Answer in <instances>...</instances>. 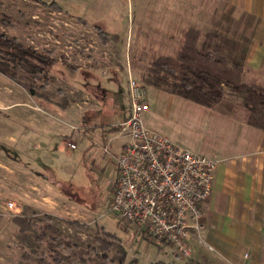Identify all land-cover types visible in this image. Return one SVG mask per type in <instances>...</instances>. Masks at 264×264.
Here are the masks:
<instances>
[{
  "label": "rangeland",
  "instance_id": "obj_1",
  "mask_svg": "<svg viewBox=\"0 0 264 264\" xmlns=\"http://www.w3.org/2000/svg\"><path fill=\"white\" fill-rule=\"evenodd\" d=\"M43 1L54 3L61 11L31 0H1L0 3V12L14 20L12 28L0 26V30L40 53L52 51L57 63L46 88L40 89L41 82L37 83L38 96H32L23 85L11 82L0 74V264H19L23 261L24 251L17 246L18 228L13 220L28 212L36 214L33 218L41 226L47 215L45 208L21 207L20 160L44 173L43 163H47L54 178L61 184L58 195L74 200L85 211L70 209L72 214H61L62 218L50 215L56 219L54 225L70 240L85 247L98 248L97 239L106 237L105 234L111 235L123 242L128 263L136 260L138 264H156L165 257L162 251L170 249L155 245L122 223L116 214L109 212L118 178V157L126 142L116 127L125 120L130 110L127 92L130 78L147 89L150 110L144 114L146 125L190 151L222 160L232 153V140L236 138L235 123L221 116L220 112L154 90L143 82L150 64L158 56H165V52L144 54L139 67L132 64L128 53L120 57L114 52L119 44L126 46L133 43L137 46L141 31L159 32V18L165 19L157 11L162 7L158 4L160 0ZM194 8L189 6L188 27L199 26L192 17L196 11ZM203 16L202 25L207 36L200 47L209 50L214 48L210 6H204ZM96 29L110 37L117 36V41L113 40L106 49ZM149 41L145 39L144 44ZM222 41L225 43V40ZM121 62L125 64L127 78L121 74L120 79H105V76L111 75V70L122 71ZM91 64L103 68L94 71L90 69ZM21 80L26 82L23 77ZM252 81L259 83L262 78L251 74L247 82ZM231 94L232 91L226 89V101L233 104ZM64 99L69 104L67 108L62 106ZM40 104L47 110L69 109L72 114L80 115V120L69 124L71 132L79 133L83 125L92 127L95 132L83 144L81 134L77 133L80 136L75 138L78 149H70L68 142L71 138L49 135L41 130L36 116L32 114ZM71 126L79 130L74 131ZM245 128L247 131V126ZM80 226H86V229ZM61 252L71 257L72 264H97L82 262L70 251ZM27 253L30 258H36L31 250ZM90 257L85 255L87 259ZM192 257L183 260L182 264Z\"/></svg>",
  "mask_w": 264,
  "mask_h": 264
},
{
  "label": "crops",
  "instance_id": "obj_2",
  "mask_svg": "<svg viewBox=\"0 0 264 264\" xmlns=\"http://www.w3.org/2000/svg\"><path fill=\"white\" fill-rule=\"evenodd\" d=\"M158 4L162 7L157 11L165 16V19L159 18V32L141 31L137 46L127 43L126 46L119 44L113 47L120 57L128 53L132 64L139 67L144 54L165 52V56H175L190 28L201 33L200 46L203 45L205 35L207 36L202 25L206 5L211 7V34L214 45V48L207 51L226 57L231 64L243 65L248 71L246 83L251 74H258L262 78L259 83L264 84V0H160ZM189 6H195L196 11L192 17L198 22L197 27L187 26ZM145 39L150 40V43L144 44ZM222 40H225V43ZM109 47L110 45H106L105 48ZM124 62L120 65L121 72L111 70V75L105 76V79H120L121 74L126 77ZM91 65L90 69L94 71L103 68L100 65ZM253 82L258 81L250 83ZM103 89L108 91L105 87ZM32 114L36 116L42 131L48 132L49 135L57 134L71 138L68 144H78L75 138L80 136L77 135L78 132L70 131L69 124L80 120V115L72 114L69 109L47 110L39 106L33 109ZM221 114L235 123L236 138L232 140V153L222 160L211 157L219 160L220 165L215 174L213 194L202 206V237L212 250L193 238L192 259L205 264H264V132L229 115ZM94 132L92 127L83 125L79 132L82 144L87 142ZM48 142L49 139L46 140V143ZM77 149L78 146L75 150ZM20 164L21 207L45 208L46 214L58 218H62L61 214L71 215L70 209L85 212L74 200L58 195L61 184L54 178L47 163H43L46 173L34 170L21 160ZM162 252L165 257L159 262L183 263V260L171 251Z\"/></svg>",
  "mask_w": 264,
  "mask_h": 264
},
{
  "label": "trees",
  "instance_id": "obj_3",
  "mask_svg": "<svg viewBox=\"0 0 264 264\" xmlns=\"http://www.w3.org/2000/svg\"><path fill=\"white\" fill-rule=\"evenodd\" d=\"M31 1L45 6L50 5L61 11L54 3L47 4L43 0ZM0 26L12 28L14 20L0 12ZM96 30L104 45L113 40L117 41V36L110 37L102 30ZM200 40L201 33L190 28L178 54L173 57L156 58L144 74L143 82L205 109L229 115L264 132V84L246 83L244 79L248 71L243 65L231 64L226 57L202 49ZM56 64L52 51L40 53L0 30V74L11 82L23 85L32 96L39 95L37 83L41 82L40 89H45L50 83V73ZM21 77L26 82L22 81ZM226 89L233 93L231 94L233 104L226 101ZM64 102L62 106L67 108L69 104L65 99ZM39 107L47 108L42 104ZM34 216L36 214L24 212L13 220L18 228L17 246L24 251L23 261L19 264H72L71 257L63 255L62 250L72 252L82 262L138 264L136 260L127 262V251L123 242L114 236L105 234L106 237L98 238V248L85 247L65 236L54 225L56 219L52 216L45 215V221L41 226H38ZM80 228L86 229V226ZM29 250L36 258H30L27 253ZM85 255H90L91 259L85 258ZM186 264L205 263L191 259Z\"/></svg>",
  "mask_w": 264,
  "mask_h": 264
},
{
  "label": "built area",
  "instance_id": "obj_4",
  "mask_svg": "<svg viewBox=\"0 0 264 264\" xmlns=\"http://www.w3.org/2000/svg\"><path fill=\"white\" fill-rule=\"evenodd\" d=\"M129 98V113L117 126L126 143L118 157L109 212L182 260L193 256V238L212 250L202 237V206L213 194L219 160L151 130L144 120L150 110L147 89L133 78L129 80ZM68 146L77 148L73 142Z\"/></svg>",
  "mask_w": 264,
  "mask_h": 264
}]
</instances>
